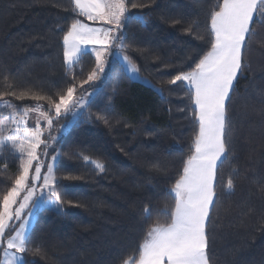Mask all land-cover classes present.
<instances>
[{"label": "trees", "instance_id": "16d2710c", "mask_svg": "<svg viewBox=\"0 0 264 264\" xmlns=\"http://www.w3.org/2000/svg\"><path fill=\"white\" fill-rule=\"evenodd\" d=\"M217 3L222 0H126L119 50L152 87L132 80L117 59L81 86L96 60L89 51L65 66L64 35L75 20L89 22L73 0H0V101L18 109L39 104L52 113L47 99L33 95L58 102L69 87L76 96L95 90L49 145L48 155L57 154L61 211H37L22 254L27 264H123L137 256L148 228L169 222L161 212L174 207L171 189L198 131L185 86L170 81L210 49ZM256 20L226 101L227 159L217 168L206 222L210 264H264V17ZM19 164L12 152L0 153V209Z\"/></svg>", "mask_w": 264, "mask_h": 264}, {"label": "snow or ice", "instance_id": "6c2138e0", "mask_svg": "<svg viewBox=\"0 0 264 264\" xmlns=\"http://www.w3.org/2000/svg\"><path fill=\"white\" fill-rule=\"evenodd\" d=\"M73 3L78 14L88 20L114 25V28L91 27L77 19L64 35V57L70 66L89 53V44L102 46L100 49H91L95 53L96 66L87 79L82 81L83 86L104 71L103 57L113 40L121 41L120 47H123L126 37L123 34L114 36L113 32L121 27L126 0H73ZM257 14L264 17V0H222V3L214 5L210 13V49L195 63L191 71L182 72L170 81L171 84L180 82L185 86L195 106L194 119L198 124V131L193 140L191 155L183 162L182 173L171 189V193H174V207L170 212H161L170 217L169 222L157 221L148 228L136 249L137 256L131 261L125 260L123 264H210L206 222L210 206L214 205L216 171L219 164L227 159L226 101L230 100L234 81L244 68L242 49L255 35L252 25L257 22ZM123 59L126 61V69L133 73L138 71L128 57ZM74 91V87H69L66 96L61 95L58 102L51 97L33 95L32 98L37 101L47 99L55 109L56 116H59L62 106L67 111ZM6 94L17 96V99H24L28 95L24 92L19 95L15 92ZM76 104H81V101H76ZM2 106L11 110V122L15 127L0 124V153L5 150L13 155L18 153L17 158L20 160L14 186L2 197L0 244H6L2 264H27L22 254L29 251L27 244L30 242V235L26 228L28 221H23L18 227L10 222L20 220L23 210L29 207L30 202L32 208L43 205L60 212L61 198L56 191L58 181L54 175L53 163L45 165L37 152L41 144L47 148V144L41 139L43 132L40 120L37 119L35 126L30 128L25 117L29 112L36 111L49 127L53 121L39 104L20 112L11 103ZM17 115L19 119H16ZM43 155L46 156L47 153L44 152ZM56 159V156L52 157L53 161ZM84 159L88 161V157ZM95 166L103 170V165L96 163ZM45 167L46 172L42 175ZM41 180L42 183H39ZM232 188L233 183L229 180L227 189L230 191ZM38 191L40 195H37ZM21 192L24 195L18 207L13 209ZM146 212V219H150V209Z\"/></svg>", "mask_w": 264, "mask_h": 264}, {"label": "rangeland", "instance_id": "374dc122", "mask_svg": "<svg viewBox=\"0 0 264 264\" xmlns=\"http://www.w3.org/2000/svg\"><path fill=\"white\" fill-rule=\"evenodd\" d=\"M123 17H124V15L121 17L120 29L113 32L114 36H120L122 34ZM88 21L89 22H83V23H86L91 27L114 28V25L104 24L101 21H91V20H88ZM87 47H88L89 51L92 52L91 49H93V48L100 49L102 46L99 44H89ZM119 47H120V43L116 44V40H113L111 45H109L108 51L105 52L104 57H103L104 71L106 70V68L108 66V62L110 61V59H112V60L117 59V60H119V62L123 66L124 70L126 71V73L129 75V77L132 80H135V81H138V82H141V83H144L146 85L154 87L145 76L140 74L139 71L133 73L130 69L125 68L126 61H124V59H123V57H125V55L121 53V51L119 50ZM92 54L95 57V53L92 52ZM64 63H65V66H67V67L70 66L68 63H66L65 57H64ZM103 72L99 73L96 79L101 78L103 75ZM96 79H94V80H96ZM94 93H95L94 89L89 90L88 92H85L79 96H76L73 93V99H72V101H69L67 111H65L63 106H62L61 114L59 116H56L55 109H53L52 113L47 112V114L52 118V121H53L51 127H49L47 122L42 117H40L39 112L31 111V112H29V115L27 117H25V120L27 121V126L30 128L35 126L37 119L40 120V127H41L42 132H43L41 139L43 141H45V143L47 144V148H45L44 144H41L40 148L37 149V152L40 155L41 161H43L45 165L48 163H53V166H55L56 161H53L52 157L53 156L57 157V154L48 155L49 145L52 144V142L72 124L73 120L84 109V107L86 106V104L88 103V101L90 100V98L93 96ZM76 101H81V104L77 105ZM5 103H9V102L6 100L0 101V124H3L7 127H15V125L12 124V122H11V117H10V111L11 110L4 108L2 106ZM22 109H24V108H21V109L16 108L17 112H20V110H22ZM44 112H46V111H44ZM16 119H19V115L16 116ZM44 152L47 153L46 156L43 155ZM17 155H18V153H17ZM35 163L36 162L34 161V166H35ZM45 172H46V167L42 169V175ZM30 175H31V171H30ZM39 183H42V180ZM40 194L41 193L38 191L37 195H40ZM44 194L46 195V192ZM23 195H24V193L21 192L20 197L17 198V201H18L17 204L13 205V209L18 207V204H19L20 200L22 199ZM34 199H35V197H34ZM43 207H46V206L41 205L40 207L32 208L31 202H30L29 207H27L23 210L22 218L20 220H13L10 223L13 226L18 227L19 224L22 223L23 221H28L26 228H27V231H29L31 225L33 224V222L35 220L37 211ZM5 247H6V244H0V264H2V262L4 260L3 252H4Z\"/></svg>", "mask_w": 264, "mask_h": 264}]
</instances>
